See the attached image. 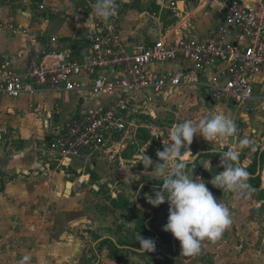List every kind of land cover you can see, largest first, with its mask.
I'll return each instance as SVG.
<instances>
[{"label": "crops", "instance_id": "obj_1", "mask_svg": "<svg viewBox=\"0 0 264 264\" xmlns=\"http://www.w3.org/2000/svg\"><path fill=\"white\" fill-rule=\"evenodd\" d=\"M80 1L0 0V61H10L19 71H24L31 55H40L49 50L62 53L79 50L84 42L87 43L86 38L91 34L94 25L93 20L89 19L90 13L78 12ZM244 1L248 6L255 7L259 0ZM120 4L123 8L120 20L122 40L129 53H134L137 44H151L164 38L178 41L209 36L224 21L227 9V0H133L128 5ZM233 40V35H229L227 41ZM186 66L189 65L175 61L150 66L149 69L167 74ZM86 78L85 84L92 85L93 77ZM192 80V85L168 91L163 96L148 94L152 101L145 105L142 128L136 131L132 143L119 157L112 160L106 156H96L83 162L72 161L70 167L63 169H58L52 163L48 167L49 156H44L50 141V122L55 121L52 120L55 103L60 105L61 117L65 120L82 106L102 107L109 101L110 96L103 94L87 97L91 94L87 93L82 97L77 92L57 96L51 92H41L36 95H24L16 100L0 97V127H11L16 133L15 139L6 146L0 141V264H84V261L86 264H94L96 259L86 254L89 253L86 241L90 235L84 233V237L75 239L70 231L85 221H79L80 217L76 216L82 215L88 208V186L93 180L96 183L92 188L97 191L105 185L113 188L109 179L117 174V169L112 163L118 162L125 167L126 164L136 163L135 160L141 157L125 156L137 139L144 155L148 152L152 156L153 166L162 164L155 161L156 154L164 150L163 141L168 142L169 138H164L161 133L159 145L153 143L155 130L146 122L149 117L156 118L161 127L171 119H176V126L186 120L196 123L208 117L210 113L223 114L233 122L238 120L257 126L252 132L259 133V128L264 124V115L247 111L248 104H229L230 108L223 105L217 110L213 109L208 96L209 90L205 86L207 78L195 74ZM255 93L257 97L264 96V68L255 77ZM70 99L71 105L66 110L64 103L66 101L68 104ZM98 101L103 102L97 103ZM257 104L259 101L250 102L252 106ZM236 132L240 133L238 129ZM40 140H44L46 146L38 150L37 144ZM262 142L257 164L249 169L255 174L250 175L248 180L261 178L258 174L262 167L264 139ZM212 143L193 141L187 149L191 152L187 154L188 160L181 162L196 165L202 157L209 159L214 156L218 153L217 150H212L211 153L203 150ZM220 150H224L223 147ZM185 151L184 148L181 149L182 154ZM12 152L14 155L7 154ZM177 162L175 159L171 160L172 167ZM157 168L151 172L154 173L152 176L156 180L164 179L159 175ZM191 170L194 168H187L188 172ZM148 171L137 170L143 176H148ZM70 173H75L78 178H71L73 175ZM122 173L124 174L121 168L119 174ZM41 174L44 180L36 177ZM2 180H7L8 183L5 185ZM68 182L72 183L70 195H66ZM148 184L144 183L145 186H150ZM150 187L153 188L151 191H158L162 185L157 183ZM139 209L146 215L148 212H154L153 209ZM145 226L147 233L136 230L138 240L140 237L149 239L151 231L148 221ZM166 237L154 240L156 244L153 252L142 253L137 251L138 247L122 245L114 238L104 236L100 239L104 244L103 250L96 251V258L98 257L99 264H189L194 261L195 255L181 256L180 247L172 248L166 244L165 242L169 243L170 240L176 244L173 236ZM106 240L108 244H105Z\"/></svg>", "mask_w": 264, "mask_h": 264}, {"label": "built area", "instance_id": "obj_2", "mask_svg": "<svg viewBox=\"0 0 264 264\" xmlns=\"http://www.w3.org/2000/svg\"><path fill=\"white\" fill-rule=\"evenodd\" d=\"M95 3L81 0L78 12L92 14ZM122 12V5L114 2L108 19H94L87 43L79 50L31 55L24 71L10 61H0V97L9 100L41 92L110 96L102 107L82 106L65 120L60 105L55 103V121L50 122V141L44 156L55 153L57 158L49 157L48 167L52 163L58 169L68 168L72 161L96 156L112 160L119 157L142 128L145 105L152 101L148 94L159 97L190 86L195 74L207 78L205 86L213 109L248 104L247 111L264 115V96L255 93V77L264 68V0L255 7L244 0H227L225 19L211 35L137 44L134 53L125 49L122 40ZM229 35H233L232 42L227 41ZM175 61L189 66L167 74L149 69ZM86 77H93L92 85L85 84ZM254 100L259 104L250 105ZM15 136L11 127H0L4 146Z\"/></svg>", "mask_w": 264, "mask_h": 264}, {"label": "rangeland", "instance_id": "obj_3", "mask_svg": "<svg viewBox=\"0 0 264 264\" xmlns=\"http://www.w3.org/2000/svg\"><path fill=\"white\" fill-rule=\"evenodd\" d=\"M71 102L72 99H70L68 104L65 101L64 105L66 110L69 109ZM101 102L103 101H98L97 103ZM228 107L230 108L231 105L228 104ZM254 119L256 120L257 118L254 117ZM146 122L155 130V135H152L154 139L153 143L158 146L162 139L161 133H163L164 138L170 137L171 131L175 127L176 119H171L167 124L161 127L158 125L156 118L151 119L149 117ZM234 123L236 129H238L240 133L229 138H219L220 140L218 142L215 141L211 146H206L203 150L207 153H211L212 150H217L218 153H215V155L209 157V159H207V157H202L196 164V168L189 171V174L193 172L194 179L196 177L201 178L217 201H220L229 209L232 221L220 238L215 241L206 240L202 242L201 251L195 255L194 261H190L189 264H264V155H262L261 171L258 174L262 178V184L258 185L256 179L248 180L247 183L250 185V188L244 195L221 191L214 188L211 183H209L220 171H223V166L227 164H232L233 166L238 165L245 169H252L251 166L253 167L257 164L258 156H260L259 151L263 145L264 124L262 128H259V133H253L252 130L257 129V126H251L238 120L234 121ZM243 139H247L249 143L241 149L238 144ZM193 141H200L202 143L205 140L200 136H194ZM45 146V141L40 140L37 144V149H43ZM233 146H235L240 153L238 161H225L224 165H221L220 155L222 154L220 153L228 151L229 148ZM222 147L224 150H220ZM198 151L199 150H197V152ZM7 154L14 155L13 152ZM145 154V156L152 159V156H150L148 152H145ZM134 155H140L141 157L143 155L139 139L134 142V145L131 146L125 154V156L128 157ZM49 157H53L54 159L57 158L55 153H49ZM141 157L135 160L136 163L126 164L125 167L119 165L118 162L112 163L117 169V174L114 177L111 176L109 179L113 188H109L105 185L101 190L97 191L92 188V185L96 183L94 180L88 186L90 197L88 208L82 215L76 216V218L80 217L79 221H85L84 223H80L81 225L79 224L76 226L75 229H72L70 233H73L75 239L84 237V233L90 235L86 241L89 253L86 254L96 259L93 261L94 264H99L97 261L98 257L96 258V251L103 250L102 246L104 244H102L100 239L104 236L114 238L119 244L139 248V236L136 235V230L144 223L146 224L147 221L149 230L151 231L149 239L154 241L157 238L166 236L172 238L170 233L163 231L169 215L168 203L165 202L159 207H152L147 203V196H154L155 192L151 191L153 188L150 186L156 185L157 183L162 184L163 179L156 180L155 177L152 176L154 173L151 172L155 171V168H157L155 165L152 166V168L149 167L148 169H144L141 164ZM155 161H157V163H163L158 160L157 156ZM175 161L177 160L175 159ZM253 162H255L254 165ZM165 164V174H167V172L171 170L172 164L171 161ZM121 168L124 174H119ZM86 170L89 172V167H87ZM137 170H149L150 172L148 171V176H143V174L138 173ZM70 174L73 175V177L70 176L71 178H78L75 173ZM36 177L41 180L45 179L42 177V174ZM147 177L154 180H149ZM2 181L5 185L8 183L7 180ZM24 181H27V179H24ZM146 182H148L150 186H145L144 183ZM141 207L146 209V211L153 209L154 212H148V216H144L139 209ZM165 243L169 244L172 248L180 247L177 240L176 246L172 240H170L169 243L167 241ZM105 244H108L107 240ZM38 245L39 243L36 244V246ZM46 245L48 244L46 243ZM85 260L86 262L88 261L87 259ZM84 264H86L85 261Z\"/></svg>", "mask_w": 264, "mask_h": 264}, {"label": "clouds", "instance_id": "obj_4", "mask_svg": "<svg viewBox=\"0 0 264 264\" xmlns=\"http://www.w3.org/2000/svg\"><path fill=\"white\" fill-rule=\"evenodd\" d=\"M114 6V0H96L93 5L91 20L96 18L108 19L110 10ZM235 123L223 114H209L208 117L194 123L186 120L177 124L171 131L169 141L164 142L163 151L157 152V158L162 161L158 166L160 176H163L162 188L154 192V196H147V203L152 207H159L165 202L169 205V215L164 232L170 233L176 239L181 248V256L190 257L201 251L202 242L215 241L231 224L229 209L214 197L199 177L193 178V172L189 174L188 165L181 162L187 159V151L193 142L194 136H200L208 143L215 142L219 138H229L236 133ZM249 143L247 139L239 142L242 149ZM186 151L181 155V149ZM239 151L233 146L223 152L220 164L225 161H238ZM173 159L178 162L166 173V164ZM144 169L153 166L151 158L142 155ZM249 173L243 167L227 164L209 183L221 191L233 192L244 195L250 188L247 183ZM138 252L150 253L155 250V242L152 239L140 237Z\"/></svg>", "mask_w": 264, "mask_h": 264}, {"label": "trees", "instance_id": "obj_5", "mask_svg": "<svg viewBox=\"0 0 264 264\" xmlns=\"http://www.w3.org/2000/svg\"><path fill=\"white\" fill-rule=\"evenodd\" d=\"M187 165H188V168L189 167H193V168H195V163L194 164H191V163H186ZM247 170V172L249 173V178H250V175H252V174H255V173H253V171L252 170H249V169H246ZM257 181H258V185H260L261 184V182H262V180H261V178L260 177H258L257 178ZM141 214H143V213H141ZM144 216H148V214L146 215V214H143ZM139 231H141V232H143V233H147L148 231H147V227L145 226V224H143L139 229H138Z\"/></svg>", "mask_w": 264, "mask_h": 264}, {"label": "water", "instance_id": "obj_6", "mask_svg": "<svg viewBox=\"0 0 264 264\" xmlns=\"http://www.w3.org/2000/svg\"><path fill=\"white\" fill-rule=\"evenodd\" d=\"M114 2L123 3V4L128 5V4H131L133 2V0H114ZM226 13H227V9L225 11V14ZM236 133L238 134V132H236ZM71 189H72V183L71 182H68L67 183V189H66V195H70L71 194Z\"/></svg>", "mask_w": 264, "mask_h": 264}]
</instances>
